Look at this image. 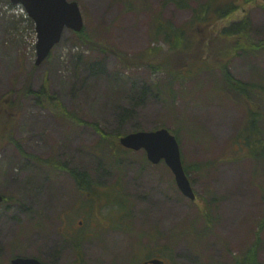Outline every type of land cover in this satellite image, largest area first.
Instances as JSON below:
<instances>
[{
    "label": "rangeland",
    "instance_id": "obj_1",
    "mask_svg": "<svg viewBox=\"0 0 264 264\" xmlns=\"http://www.w3.org/2000/svg\"><path fill=\"white\" fill-rule=\"evenodd\" d=\"M69 1L79 4L91 42L66 31L51 57L36 67L34 21L10 0H0V102L16 100L29 82L36 92L48 84L82 121L56 117L34 96L23 99L14 139L32 159L2 142L0 129V193L8 199L0 205V264H11L15 256L72 264L74 253L62 228L72 234L64 227L84 237L86 264H145L152 258L167 264H234L258 232V260L264 263V226L259 229L264 162L250 159L252 146L262 150L264 143L253 128L237 139L246 130V112L221 92V74L177 82L153 70V60L148 67L128 68L113 52L134 60L155 41L158 21L182 27L209 0H186L187 9L170 0ZM249 11L251 36L264 42V8ZM230 71L264 89V50L238 54ZM143 88L152 90L145 98L139 93ZM252 107L262 115L258 128L264 141V103L257 99ZM95 126L110 135L177 130L198 200L185 198L169 168L153 166L143 151L125 154L118 167L104 153L99 160L95 150L104 145ZM48 160L91 176L99 186L89 185L88 197L97 211L67 172L39 163ZM109 201L119 207L105 206Z\"/></svg>",
    "mask_w": 264,
    "mask_h": 264
},
{
    "label": "trees",
    "instance_id": "obj_2",
    "mask_svg": "<svg viewBox=\"0 0 264 264\" xmlns=\"http://www.w3.org/2000/svg\"><path fill=\"white\" fill-rule=\"evenodd\" d=\"M170 2L180 9L189 8L186 0H170ZM262 2L264 0H209L206 4L195 8L191 20L182 27L175 28L171 24L158 21L155 25V41L134 60H130L126 54L114 48L113 52L121 59V65L128 68L145 65L148 67L149 60H153L156 64L152 67L153 70L163 71L177 82L192 81L202 73L212 74L218 71L221 74L222 84L219 85L221 92L239 103L246 111L247 127L240 132L237 139L253 128L261 135V143H264L263 134L258 128L262 115L251 109L253 102L257 99L264 102V94L261 93L259 86L236 79L230 71L231 62L238 54H255L264 50V42H256L251 36L252 24L249 11L250 6L261 5L264 8ZM77 36L86 43L91 42L85 30ZM159 38L162 43L160 46H158L160 42L157 41ZM103 47L112 51L110 46ZM30 83L18 93L16 100L0 102V129L1 132L3 131L2 142L7 140L18 149L22 156L32 159L25 152L23 145L14 139L17 114L21 111L23 99L30 95L34 96L43 109L49 110L56 117L79 123L82 121H78L63 107L58 97L50 92L48 84L36 92L31 90ZM148 91L152 90L143 88L139 93L145 98ZM8 117H11L12 121H9ZM95 128L104 145L98 146L95 156L99 159L104 153L103 157L109 159L108 163L117 167L122 165L125 154L130 152L123 150L120 146L121 135L106 134L100 127L95 126ZM173 134L178 135V131H174ZM252 148L253 154L250 159L264 162V147L262 150L256 145ZM39 163L47 167H55L60 171L66 168L64 163L52 160L39 161ZM185 169L188 174L189 168L186 165ZM72 174L76 186L81 191L88 190L89 185H93L87 173L73 171ZM262 192L264 198V190ZM214 200L218 199L214 197ZM208 223L210 224L211 221L209 220ZM263 226L264 217L259 229ZM65 241L69 243L74 253L75 259L72 264H86L82 247L84 237L74 233L69 237L66 234ZM261 242V235L258 232L249 247L234 258V264L259 263L258 252Z\"/></svg>",
    "mask_w": 264,
    "mask_h": 264
},
{
    "label": "water",
    "instance_id": "obj_3",
    "mask_svg": "<svg viewBox=\"0 0 264 264\" xmlns=\"http://www.w3.org/2000/svg\"><path fill=\"white\" fill-rule=\"evenodd\" d=\"M14 5H22L36 24L38 43L36 66L42 65L52 50L62 39L65 30L81 33L84 19L78 3L67 0H10ZM121 145L132 151H145L148 160L157 165L165 161L171 169L176 184L182 194L195 201L190 180L185 173L180 146L174 135L167 129L154 132H139L121 138ZM0 194V204L3 202ZM12 264H42L34 258L17 257ZM148 264H164L160 260H150ZM256 264V263H254Z\"/></svg>",
    "mask_w": 264,
    "mask_h": 264
},
{
    "label": "flooded vegetation",
    "instance_id": "obj_4",
    "mask_svg": "<svg viewBox=\"0 0 264 264\" xmlns=\"http://www.w3.org/2000/svg\"><path fill=\"white\" fill-rule=\"evenodd\" d=\"M70 170L67 168L66 169V172L72 177V179H73V174H72V172H69ZM74 181V180H73Z\"/></svg>",
    "mask_w": 264,
    "mask_h": 264
}]
</instances>
